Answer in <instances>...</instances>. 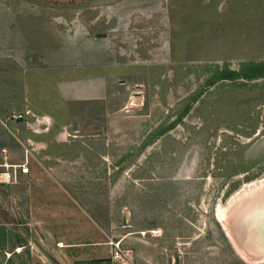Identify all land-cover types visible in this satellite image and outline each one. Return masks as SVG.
Instances as JSON below:
<instances>
[{
	"label": "rangeland",
	"instance_id": "obj_1",
	"mask_svg": "<svg viewBox=\"0 0 264 264\" xmlns=\"http://www.w3.org/2000/svg\"><path fill=\"white\" fill-rule=\"evenodd\" d=\"M18 52L49 73L57 98L42 108L83 106L106 84L113 137L145 131L113 155L111 178L165 218L177 238L163 255L176 242L179 264H264L240 256L217 219L264 182V76L209 83L218 70L264 75V0H0L3 97Z\"/></svg>",
	"mask_w": 264,
	"mask_h": 264
},
{
	"label": "crops",
	"instance_id": "obj_2",
	"mask_svg": "<svg viewBox=\"0 0 264 264\" xmlns=\"http://www.w3.org/2000/svg\"><path fill=\"white\" fill-rule=\"evenodd\" d=\"M35 61L26 53L13 55L15 77L6 78L5 97L0 95V165L5 157L12 164L27 157L30 167L18 183L0 185V264H102L111 258L112 241L129 253L118 264H179L176 242L174 253L163 255L164 246L177 238L163 229L165 218L154 206L139 207L128 191L118 194L116 184L123 181L111 178L121 167L113 155L122 146L138 147L134 140L145 131L128 137L118 132L123 142L113 137L106 84L92 90L95 98H80L87 102L83 106L54 101L51 109L42 108L43 101L57 97L49 91V73ZM86 108H100L101 114H85ZM132 117L137 122L138 116ZM147 137L143 147L153 144L154 137ZM203 244L191 250L201 254Z\"/></svg>",
	"mask_w": 264,
	"mask_h": 264
},
{
	"label": "bare ground",
	"instance_id": "obj_3",
	"mask_svg": "<svg viewBox=\"0 0 264 264\" xmlns=\"http://www.w3.org/2000/svg\"><path fill=\"white\" fill-rule=\"evenodd\" d=\"M229 203L226 208L220 206L217 213L218 219L226 228V232L233 245H235L237 252L249 262L264 261V225L263 227L261 226L263 228L261 231L258 230V232L248 235L247 239H245L254 245L259 244L257 247L248 245L242 239L243 236H241L248 224L246 223L247 221L249 222L250 219L260 218L261 216H263L262 220H264V182L251 191L243 192V195L232 198Z\"/></svg>",
	"mask_w": 264,
	"mask_h": 264
},
{
	"label": "built area",
	"instance_id": "obj_4",
	"mask_svg": "<svg viewBox=\"0 0 264 264\" xmlns=\"http://www.w3.org/2000/svg\"><path fill=\"white\" fill-rule=\"evenodd\" d=\"M29 175L30 167L29 161L26 157V161L23 164H12L5 157L3 163L0 165V185H9L18 183L21 179V175ZM112 252L111 258L102 264H118L119 260L126 261L129 259V253L125 250L121 242H111Z\"/></svg>",
	"mask_w": 264,
	"mask_h": 264
},
{
	"label": "trees",
	"instance_id": "obj_5",
	"mask_svg": "<svg viewBox=\"0 0 264 264\" xmlns=\"http://www.w3.org/2000/svg\"><path fill=\"white\" fill-rule=\"evenodd\" d=\"M249 72V71H248ZM255 73V71H254ZM264 75H262L261 73H255L254 75H252V72L249 73H245V71L240 70V71H230V70H225L224 72H220L219 70L216 71V73L214 74V76L212 77V79L210 80V85H214L216 83H218L219 81H223V80H238V79H246V80H252V79H258V78H262Z\"/></svg>",
	"mask_w": 264,
	"mask_h": 264
},
{
	"label": "water",
	"instance_id": "obj_6",
	"mask_svg": "<svg viewBox=\"0 0 264 264\" xmlns=\"http://www.w3.org/2000/svg\"><path fill=\"white\" fill-rule=\"evenodd\" d=\"M263 216H261L260 218H253L252 220L250 219L249 222L247 221L246 223H248L245 227V230L243 231V233L241 234V236H243L242 239H247L248 235H251L252 233L261 231V229H263V225H264V220H262ZM242 226V225H240ZM262 226V227H261ZM257 230V231H256ZM255 240V238H253ZM247 242V240H245ZM248 245L250 246H259V244L254 245L251 242H247Z\"/></svg>",
	"mask_w": 264,
	"mask_h": 264
}]
</instances>
